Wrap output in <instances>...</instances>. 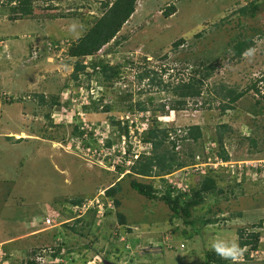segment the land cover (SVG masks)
Masks as SVG:
<instances>
[{
	"label": "rangeland",
	"instance_id": "374dc122",
	"mask_svg": "<svg viewBox=\"0 0 264 264\" xmlns=\"http://www.w3.org/2000/svg\"><path fill=\"white\" fill-rule=\"evenodd\" d=\"M101 1L52 0L55 9H45V2L35 0L41 9L34 17L16 20L10 19L9 6L0 2V264L24 263L31 249L50 250L65 234L60 254L69 251L59 259L44 257V264H203L204 251L214 240L238 243L239 229L259 230L260 246L248 259L241 255L235 264H264V110L253 114L258 96L249 87L264 74V0H137L116 39L102 46L97 55L83 59L86 64L101 60L109 66L118 65V76L110 85L99 66L93 70L89 65L75 81L70 64L75 59H67V65L64 52L100 16ZM251 1L259 4L258 11L254 16L242 15L240 10H248ZM168 5L175 11L165 15ZM54 14L64 17L50 19ZM72 24L77 25L74 33L69 32ZM238 38L252 39L253 46L233 57L231 47ZM178 39L184 41L173 46ZM53 42L61 47L58 52L54 45L45 56L32 51L39 48L41 52ZM249 51L251 55H247ZM209 63L215 64V69L204 79L201 94L187 98L183 110H169V99L176 97L159 81L175 84L179 78L187 80L192 68L201 71ZM256 83L262 90L261 82ZM229 89L244 94L221 115L218 102L228 100L225 94ZM39 94L45 103L39 102ZM53 98L57 104L50 103ZM162 103L163 111L159 109ZM104 104L112 111L100 112ZM130 104L135 108L143 105L146 111L130 113ZM111 118L120 120L121 125L135 122L137 126L157 119L159 128L172 129L163 146L175 155L179 168L166 179L185 190L200 182V174L194 170L227 166L217 177L225 192L207 196L211 206L193 211V217L202 220L212 216L209 208L216 211L218 206L221 211L216 221L202 220L192 230L179 218L170 220L163 202L132 197L124 180L117 193L118 209L127 221L119 225L118 232L112 226L117 219L111 204L107 206L112 213L97 219L85 237L69 230L72 221L57 229L63 220L57 211L52 212V204L63 200L56 204L60 210L78 215L86 214L87 209H78L69 200L82 198L88 206L101 204L104 190L118 176L113 149L122 154L133 135L141 133L130 127L129 136L122 135L118 142L119 131ZM194 124L200 126L197 141L177 140V147L171 150L174 132L179 138L183 128ZM74 125L84 130L82 138L73 135ZM219 131H223L228 161H220L217 155L220 148L214 140ZM107 138L112 143L109 148L105 147ZM250 138H254L253 144ZM135 144L133 152L149 154L151 145ZM204 154L208 164L185 163L193 155L199 158ZM181 171H186V177L178 179ZM102 213L99 208L98 215ZM46 217L53 222L45 224ZM259 222V227L254 226ZM89 239L99 251V262L93 261L95 250L82 247Z\"/></svg>",
	"mask_w": 264,
	"mask_h": 264
},
{
	"label": "trees",
	"instance_id": "16d2710c",
	"mask_svg": "<svg viewBox=\"0 0 264 264\" xmlns=\"http://www.w3.org/2000/svg\"><path fill=\"white\" fill-rule=\"evenodd\" d=\"M46 3L45 9H55L53 6L52 0H41ZM137 0H102L101 8L102 12L100 16L96 17V19L91 23L84 31V33L75 41H73L69 46L67 47L66 51L64 52L65 57L63 60L64 63L69 65V60L67 59H75L74 63H70L72 65V78L77 81L78 75L80 73L85 72V69L90 65L92 69L94 70L95 67H100V73H102L104 81H107V83L112 82V79L114 77L118 76L119 67L118 65L109 66L108 63H103L101 60L98 62L91 61L88 64L84 62L86 58H91L92 56H95L98 54L99 50L102 46L106 45L110 40L116 39V34L120 31L121 27L129 17L133 14L135 10V4ZM0 2L7 4L9 6L10 12H12V15H10V19L16 20V19H23V18H29L34 17L36 10H40L41 8L34 4L35 0H0ZM250 8L247 10L246 7H243L240 10V13L242 15H251L254 16V14L259 9V4L257 2L250 3ZM165 15H170L174 13L175 8L171 5H168L165 8ZM50 19L55 18H61L64 17L61 14H54L49 16ZM183 39H178L173 42V46H177L178 44L182 43ZM58 43L53 42V44H48L46 47H44L41 52L40 49L32 48V51H35L33 53H38V55L45 56L48 52L50 47L53 45L56 46L54 50L57 52L60 50V46L57 45ZM253 42L250 38L247 39H241L238 40L232 45L231 47V54L233 57H240L244 53H246L250 48H252ZM47 51L45 52V50ZM35 58V57H33ZM84 59V60H83ZM36 60V58L34 59ZM216 61V59H214ZM203 70H198L197 68H192L191 74L188 77L187 80H182L179 78V80H175V84H172V82L167 81V83L163 81H159V85L161 87L165 86L167 88H171L172 95L176 97L169 99V106L170 109L174 112H178L180 110H183L185 108V100L187 98H195L198 97L201 94L203 81L204 79H207L211 76L212 72L215 69V64L209 63L208 65H204L202 67ZM200 75L199 77H196L195 74L197 73ZM87 73V72H86ZM90 75L89 73H87ZM261 82L262 90L261 88L257 87L256 82ZM174 82V81H173ZM110 84V83H109ZM111 85V84H110ZM251 89L255 91L258 98L254 101V105H256L257 108L254 106V110H252L254 115L262 114V111L264 110V74L260 78V80H256L252 83V85L249 86ZM244 94L243 91L235 92V90H227L226 94L228 100L225 102L223 99H221V102H218V108L220 114H224L226 108H233V105L235 101H237L242 95ZM39 102L45 103L44 97L39 94L38 95ZM149 103L152 102V98L147 99ZM211 102L214 101V98L210 100ZM51 104H57V99L53 98L50 102ZM205 103V102H204ZM84 108H87V106H84ZM128 111L130 113H134L136 111L139 112H145L146 108L143 105L137 104L136 108L130 104L127 107ZM207 108H211V106H208ZM96 109V107H95ZM159 109L163 111L164 104L159 105ZM111 106L109 104H104L100 108V112L102 113H109L111 112ZM120 113V112H118ZM166 114V113H165ZM153 119L152 122H150L147 126H137L135 122H131L129 125L127 122H125L124 125H121L120 120H116L114 118H111V123L115 126L116 130L118 129V142L121 139V136L124 135L128 137V132L130 127H136L140 129L141 133H138L136 135H133V140H129L127 143V146L125 147V150L121 154L118 148L113 149V163L116 166L118 173V176H115L114 183H111L108 188L104 190L103 197L101 200V209L103 211L102 215H98V205L95 204L94 206H88L89 204L87 201L83 200L82 198H78L75 200H69L68 203L72 206H76L78 209L82 206L87 209L85 212L86 214H80L67 211L62 212L60 208L56 205L62 202L63 200L57 201L58 203L52 204V211H57L58 215L61 214L62 220L61 223L58 222L57 229H60L62 226H60L62 223L66 224L70 221L73 222L72 226H69V230H71L73 233H77L80 236L86 235L87 232L90 231V228L95 225L96 220L101 218L102 216H107L109 213H112V209L107 205H112L116 210H114V216L116 217L117 221L112 224L113 229H115L117 232L119 231V225L123 224L127 221V217L124 213L119 211V206L121 204L119 198H118V190L121 188L120 185H122L121 181L126 180L128 184L127 190L131 193L132 197H143L150 201H160L163 202L164 205H166L170 211V220L172 218H179L183 221L184 224L190 226V229L196 230L197 222H201L202 220L204 223H211L216 221V217L218 213H220L221 208L217 206L216 211L211 210V208L208 209L209 212L212 213V216H215L213 218L207 217L205 219L199 220L193 217V211H195L197 208H206L211 206V204L206 200V197L209 195H212L214 193H220V195L225 192L224 189L219 187L218 185V173L219 170L225 169L227 167L218 165L217 167H208L204 172L201 169L194 170L196 171L195 174H200L201 177L200 182H198L197 186H190L188 189L182 185L180 187L177 186V184L170 182L167 180V177H163L164 175L172 174L173 171L178 170L179 163L177 162V158L175 155L169 154V151L167 148L163 146L164 142L168 139L169 140V131L166 128H159L158 127V120ZM143 127V128H141ZM223 127V126H222ZM115 129V128H114ZM73 135L77 137H81L84 134V130H81L77 125H74ZM183 135H181L179 138L177 137L176 132L175 137L173 140H170L171 144V150L173 148L177 147V140H185V139H192L193 141H197V139L201 136L200 132V126L198 124H194L191 126H187L183 128L182 130ZM92 133L89 134L91 136ZM138 135V137H137ZM218 136L215 138L214 141H216L219 145L220 151H218L217 155L220 157L221 161H228V154L223 148V141H222V135L223 131H219ZM132 137V136H131ZM82 138V137H81ZM252 144L255 142L254 138H250ZM91 141L96 142L94 138H90ZM135 143H141V144H149L151 145V150L148 152L149 154H146L144 150L138 151L137 158L134 157L133 148L136 146ZM85 148H89L88 143L85 142L84 144ZM112 146L111 140L107 138L105 140V147L109 148ZM97 150L100 149V146L96 147ZM136 155V154H135ZM119 157V158H117ZM207 156L204 154V156L199 158H194V155L191 156V159L188 160V162H185L189 165H201L206 162ZM107 159V158H106ZM109 160V159H108ZM130 161V165H126L127 161ZM182 162V164H185ZM110 164V162H109ZM181 164V166H182ZM185 164V165H187ZM129 168V172L124 173L125 169ZM186 171H181L179 173L178 179H181V176H185ZM120 176V177H119ZM188 176V175H187ZM177 179V181H178ZM183 179V178H182ZM241 179L242 176H241ZM187 180L186 178L183 181V184H186ZM162 185V188H157V185ZM225 198V197H224ZM217 198H215L216 200ZM85 201V202H84ZM110 202V203H108ZM18 206V205H17ZM25 205L22 204V207ZM56 213V212H55ZM232 214V212H231ZM60 216V215H59ZM224 218L221 220L223 221ZM144 220L141 221V223ZM62 224V225H63ZM130 224V223H129ZM147 224V223H146ZM140 227V223H138ZM260 222L255 224L254 226L259 227ZM185 231V230H184ZM64 235L63 232H60L58 236ZM56 237V236H55ZM62 237V236H61ZM65 236H63L62 240H57L55 246H51L50 250H47L44 248H33L31 249L30 255L26 257L25 262L22 261L19 264H39L38 261H36V256H49L51 259L55 258H61L62 254L63 257L65 253L69 251V249L64 250V253L60 254V252L65 247ZM259 238H260V232L259 230H251L250 232H245V230L239 229L238 230V245L240 249H244V252H242V256L245 259H248L250 251L257 250L259 248ZM93 240L89 239L88 243L82 245V247L87 251H93L95 250L92 248ZM64 246V247H63ZM124 246V245H123ZM122 246V247H123ZM116 252H118V248L113 249ZM121 250V249H120ZM121 251H119L120 253ZM94 253H96V257H93L94 262H99V253L98 250H95ZM98 255V256H97ZM204 263L203 264H228L230 261L225 260L218 256L213 250L206 249L204 251ZM252 257V256H251ZM105 258V257H104ZM49 264L52 262H48ZM109 264H112L109 262Z\"/></svg>",
	"mask_w": 264,
	"mask_h": 264
},
{
	"label": "clouds",
	"instance_id": "9594fccd",
	"mask_svg": "<svg viewBox=\"0 0 264 264\" xmlns=\"http://www.w3.org/2000/svg\"><path fill=\"white\" fill-rule=\"evenodd\" d=\"M77 28V25L76 24H72L69 26V32H72L74 33L75 30ZM247 55H251V51H249L247 53ZM186 105V104H185ZM136 154V155H135ZM138 156V153H134V157L137 158ZM221 161V160H220ZM210 161H206L204 164H201V165H205V164H208ZM222 163V162H219V161H215V163ZM128 164V166L130 165V161L128 160L126 162V165ZM220 165V164H219ZM211 167V165H210ZM213 167V166H212ZM217 167V166H216ZM224 167H227V166H224ZM214 168V167H213ZM126 171V169H125ZM124 171V172H125ZM127 172H129V168H127ZM125 172V173H127ZM173 174V173H172ZM172 174H168V175H172ZM166 176L167 179L169 178V176ZM99 208L101 204H97ZM54 214L55 212L52 211ZM58 217V215H54V217ZM211 250H213L218 256H220L221 258L225 259V260H230L233 262V264H235L236 261H238L239 257L242 255V252H244V249H240L239 245L237 242L235 241H232V242H226V241H223V240H214L211 244ZM254 251H257V250H253V251H250V253L254 252ZM46 258V256H44ZM43 256H36V261L39 262V264H41L40 262H46V260H44ZM49 259H51L49 257ZM44 264V263H43Z\"/></svg>",
	"mask_w": 264,
	"mask_h": 264
},
{
	"label": "built area",
	"instance_id": "2783aa9c",
	"mask_svg": "<svg viewBox=\"0 0 264 264\" xmlns=\"http://www.w3.org/2000/svg\"><path fill=\"white\" fill-rule=\"evenodd\" d=\"M53 222V220L51 219V218H49V217H46L45 219H44V223L45 224H51Z\"/></svg>",
	"mask_w": 264,
	"mask_h": 264
},
{
	"label": "bare ground",
	"instance_id": "6f19581e",
	"mask_svg": "<svg viewBox=\"0 0 264 264\" xmlns=\"http://www.w3.org/2000/svg\"><path fill=\"white\" fill-rule=\"evenodd\" d=\"M23 136V135H22Z\"/></svg>",
	"mask_w": 264,
	"mask_h": 264
}]
</instances>
